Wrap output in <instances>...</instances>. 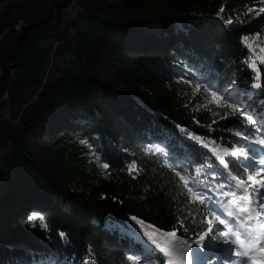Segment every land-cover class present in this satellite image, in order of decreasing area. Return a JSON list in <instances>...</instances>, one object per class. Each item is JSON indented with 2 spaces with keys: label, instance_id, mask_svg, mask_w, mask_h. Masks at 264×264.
I'll return each mask as SVG.
<instances>
[{
  "label": "trees",
  "instance_id": "trees-1",
  "mask_svg": "<svg viewBox=\"0 0 264 264\" xmlns=\"http://www.w3.org/2000/svg\"><path fill=\"white\" fill-rule=\"evenodd\" d=\"M11 1L35 6L33 0L0 6V44L7 38L0 55V261L27 250L38 259L71 260L73 252L78 259L93 240L100 242L102 256L118 261L120 249L150 244L131 216L168 231L174 223L168 214L183 211L179 203L172 207L177 191L169 169L153 163L137 176L121 171L131 162L134 145L146 141L145 132L160 134L181 156L188 147L183 141L190 138L171 121L212 146H239V137L222 133L229 125L203 107V98L176 83L173 53L191 50L220 78L243 79L245 73L229 61L241 58L244 35L249 43L264 39V12L256 15L264 0H49V11L38 22L31 7L20 9L25 19L3 11ZM74 5L81 13L64 28L65 10ZM221 7L223 19L215 15ZM229 17L242 23L229 25ZM47 39L54 41L56 79L48 78ZM260 73L264 82V67ZM32 83L41 86L38 103L30 107L25 89ZM206 124L215 132L205 131ZM85 137L95 138L92 149L79 143ZM104 162L110 170L102 168ZM192 174L197 175L194 169ZM200 179L223 183L218 177ZM25 210L43 214L49 230L26 227L20 219ZM57 231L71 233V245Z\"/></svg>",
  "mask_w": 264,
  "mask_h": 264
},
{
  "label": "snow or ice",
  "instance_id": "snow-or-ice-1",
  "mask_svg": "<svg viewBox=\"0 0 264 264\" xmlns=\"http://www.w3.org/2000/svg\"><path fill=\"white\" fill-rule=\"evenodd\" d=\"M223 11L221 7L215 15L223 19ZM247 11L252 13L253 9L248 8ZM262 12L264 8L256 15ZM225 23L232 25L242 21L229 17ZM255 35L259 36V33ZM241 41V58L229 63L245 73L243 79L220 78L211 65L200 57H194L191 50L180 49L173 53L176 56V83L190 86L192 97L203 98V107L229 125L222 129V133L239 137L235 141L239 146H212L201 136L171 121L173 126L180 128V132L190 138L183 141L188 146L183 156L178 155L175 146L162 140L160 134L147 131L144 134L146 141L141 140L134 145L131 162L126 169H121L130 176H137L154 163L161 171L166 168L175 174L173 187L177 196L172 197V207L175 209L179 203V209L183 211L177 210L175 216L168 214L167 218L174 220L170 230L158 229L133 215L131 220L145 229L144 235L150 244L141 241L135 247L120 249L118 261H110L102 256L100 242L93 240L87 243L83 255H79L78 259L75 252L71 260L67 256L62 260H52L50 257L38 259L36 253L27 250L24 255L0 261V264H246L248 260L251 264H257L256 253H259L260 262L264 264V175H260L264 173V82L260 73V67H264V45L257 46V53V48L249 43L248 35L241 37ZM245 52L247 55H244ZM183 107L187 108V103ZM190 118L195 120L194 116ZM202 127L205 131L215 132L211 125ZM220 138L223 139V135ZM79 143L92 149L95 138L89 140L85 137ZM208 148H211V152L206 151ZM123 151L128 153L129 149ZM90 154L97 160L101 159L98 152ZM137 160L140 161L139 165ZM177 160L184 162L177 164ZM102 168L110 170L109 163L104 162ZM193 169L197 175L192 174ZM201 176L208 179L218 177L223 183L209 185L200 179ZM210 187L215 197L209 196ZM226 187L228 190H225ZM218 212L227 213L230 219L226 220ZM20 219L28 228H39L44 232L49 230V223L39 211L25 210ZM214 220L217 222L216 228L213 227ZM219 225H224L225 231L217 235ZM57 235L66 245H71V233L57 231Z\"/></svg>",
  "mask_w": 264,
  "mask_h": 264
},
{
  "label": "rangeland",
  "instance_id": "rangeland-1",
  "mask_svg": "<svg viewBox=\"0 0 264 264\" xmlns=\"http://www.w3.org/2000/svg\"><path fill=\"white\" fill-rule=\"evenodd\" d=\"M4 1V2H2ZM9 0H0V6L3 5L4 3L8 2ZM34 1V5L33 7H31V4H28L27 1H23L20 3H14V1H11L12 4H10L7 7L3 8V11H11L13 14H15L17 17H23V19H25V17L27 16H23V11H20V9H22V7H31V10H34V14L33 15V21L34 22H38L40 19L44 18L46 13L49 11V7H50V2L49 0H33ZM2 11V12H3ZM81 13V11L79 10V7L77 6H70L65 10L64 13V23H63V27H67L68 24L73 23V21L75 20V18L77 17V15H79ZM1 15V13H0ZM28 15V12H27ZM0 24H2V22L0 21ZM4 26H6L8 24V20H6L4 23ZM23 25V21H20L19 24L15 25L16 29H19L20 26ZM10 37V34L7 36ZM2 37H0L1 40ZM6 42H7V38H3L2 42L0 44V55L2 54V51H4L5 46H6ZM252 46L254 48H257V53H258V45H264V39L260 38V37H254L251 41ZM43 49L45 51V54L49 60V75L48 78L49 79H56L58 78V76H56L54 74V69L56 67V58L54 56V41L52 39H47L43 41ZM53 67V69L51 70V68ZM41 85L37 84V83H32L28 86H26L25 89V93L26 95L29 97V101L28 104L30 105V107L32 105H35L38 103V99L36 95L37 89H39ZM32 96V97H31ZM28 112L25 114V117H28ZM0 160L2 161V156H0ZM260 175H264V173L260 174ZM3 171L2 169H0V191L2 189L3 186ZM259 178V176L257 177ZM135 226H137L136 224H134Z\"/></svg>",
  "mask_w": 264,
  "mask_h": 264
},
{
  "label": "water",
  "instance_id": "water-1",
  "mask_svg": "<svg viewBox=\"0 0 264 264\" xmlns=\"http://www.w3.org/2000/svg\"><path fill=\"white\" fill-rule=\"evenodd\" d=\"M241 17V15L239 14V15H237V17L236 18H240Z\"/></svg>",
  "mask_w": 264,
  "mask_h": 264
}]
</instances>
